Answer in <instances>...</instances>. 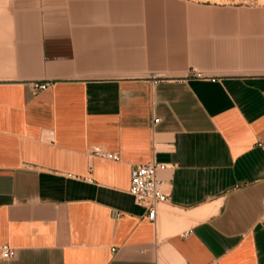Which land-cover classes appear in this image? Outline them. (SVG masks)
<instances>
[{"label":"crops","instance_id":"crops-1","mask_svg":"<svg viewBox=\"0 0 264 264\" xmlns=\"http://www.w3.org/2000/svg\"><path fill=\"white\" fill-rule=\"evenodd\" d=\"M8 21L0 264H264V72H196L264 64V6L16 0ZM151 159L154 221L127 192Z\"/></svg>","mask_w":264,"mask_h":264},{"label":"built area","instance_id":"built-area-1","mask_svg":"<svg viewBox=\"0 0 264 264\" xmlns=\"http://www.w3.org/2000/svg\"><path fill=\"white\" fill-rule=\"evenodd\" d=\"M48 85L49 81L33 82V87L36 89H46ZM259 144L264 145V139L259 141ZM89 154L91 156L112 160H119L120 158L117 151H111L101 147L90 149ZM167 165L169 164L151 159L146 162L134 163L129 170L127 192L132 196L135 204L144 208V217L149 221L155 220L158 205L166 202L169 197L170 186L168 182L164 181L158 175V171ZM16 254V247L9 243L5 242L0 245V259H11Z\"/></svg>","mask_w":264,"mask_h":264},{"label":"rangeland","instance_id":"rangeland-1","mask_svg":"<svg viewBox=\"0 0 264 264\" xmlns=\"http://www.w3.org/2000/svg\"><path fill=\"white\" fill-rule=\"evenodd\" d=\"M27 3H39L40 0H26ZM16 0H0V26L1 24H8V14L15 4ZM159 6L164 7H230V8H240V7H254V6H264V0H158ZM199 25V23H198ZM233 43H236L237 33L232 34L231 37ZM264 72V64H247V63H235L227 64L223 66H215L210 71H196L198 73H248V72ZM126 73V72H125ZM164 72L159 71L158 74H163Z\"/></svg>","mask_w":264,"mask_h":264}]
</instances>
